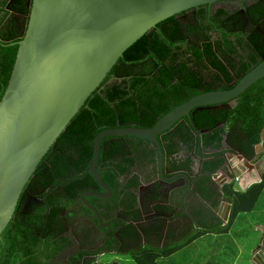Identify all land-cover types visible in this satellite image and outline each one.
<instances>
[{
	"label": "trees",
	"instance_id": "16d2710c",
	"mask_svg": "<svg viewBox=\"0 0 264 264\" xmlns=\"http://www.w3.org/2000/svg\"><path fill=\"white\" fill-rule=\"evenodd\" d=\"M28 2L1 0L2 9L7 6L16 13L29 14ZM7 14L8 11L5 16ZM4 18L0 15V36L9 41L0 39V100L9 83L18 50L17 45H7L20 40L26 28L11 26L12 13L7 26L2 25L6 21ZM263 58L262 0L245 4L242 9L224 2L211 5L210 9L201 5L161 20L126 49L102 85L58 136L24 189L30 183L32 187L36 180L47 179L50 173L63 174L68 168L75 172L85 171L93 160L96 137L102 131L130 127L131 123L139 128H150L172 108L202 90L232 88ZM110 79L112 82L108 84ZM263 128L264 78L244 92L235 106L193 110L190 117L174 124L161 146L166 147L168 154L183 152L191 155L195 141H204L207 149L218 148L227 135L242 152L252 155L260 143ZM111 140L110 137L104 139L100 155L103 157L104 154L105 159L116 164L119 154ZM221 164V161L213 160L206 166L211 172H222L232 181L234 175L228 163L225 162L227 172L219 170ZM229 189L230 185L225 186L231 195L227 224L213 227L214 230L225 231L238 214L254 210L264 190V179L243 193H231ZM16 220L18 223L11 221L0 238V264H36V260L29 257L34 255L37 237L32 234L33 229L23 227L20 220ZM24 228L27 232L21 235L18 230ZM178 247L161 254L148 251L136 261L138 264H156L157 259L170 256Z\"/></svg>",
	"mask_w": 264,
	"mask_h": 264
},
{
	"label": "water",
	"instance_id": "95a60500",
	"mask_svg": "<svg viewBox=\"0 0 264 264\" xmlns=\"http://www.w3.org/2000/svg\"><path fill=\"white\" fill-rule=\"evenodd\" d=\"M227 1L242 7L236 0H29L25 34L7 45H17L18 50L0 100V238L38 165L126 49L161 20L201 5L210 9ZM263 78L264 58L232 88L202 90L150 128L102 131L94 143L89 172L102 183L96 164L106 137H134L151 143L158 149L161 165L158 137L162 133L190 117L195 109L235 106L237 99ZM233 151L251 163L257 159L256 147L252 155L237 147ZM226 182L222 177L221 185ZM218 189L213 191L219 193ZM230 206L226 200L223 221L228 219ZM261 233L249 264H264V229Z\"/></svg>",
	"mask_w": 264,
	"mask_h": 264
},
{
	"label": "flooded vegetation",
	"instance_id": "af4514ba",
	"mask_svg": "<svg viewBox=\"0 0 264 264\" xmlns=\"http://www.w3.org/2000/svg\"><path fill=\"white\" fill-rule=\"evenodd\" d=\"M236 2L242 9L257 0ZM4 11L2 25L7 26L12 13L11 26H26V12L16 13L7 6ZM172 127L158 137L161 165L158 149L151 143L110 137L119 157L115 164L100 155L96 172L102 183L89 172L92 162L83 172L68 168L36 180L32 187L30 183L13 218L37 237L29 258L36 264H127L148 251L174 249L182 238L191 240L200 228L223 221L226 199L221 181L226 176L211 172L206 164L219 160V170L227 172L225 162L231 169L230 157L237 154L233 151L237 146L224 135L218 148L207 149L201 140L195 141L191 155L168 154L161 142ZM27 228L18 232L25 235Z\"/></svg>",
	"mask_w": 264,
	"mask_h": 264
},
{
	"label": "rangeland",
	"instance_id": "374dc122",
	"mask_svg": "<svg viewBox=\"0 0 264 264\" xmlns=\"http://www.w3.org/2000/svg\"><path fill=\"white\" fill-rule=\"evenodd\" d=\"M234 221L230 234L215 232L216 234L212 236L198 239L194 245L183 248L171 261L165 259L166 264H188L189 262H192V264H205V261H211L212 264H229V258L235 253L234 247L237 246L235 244L241 247L243 242L248 241L250 237L253 239L255 236H261L262 230L259 227L256 228V224L264 221V190L254 210L239 214ZM261 224H264V222ZM232 238L235 239V246L232 245ZM242 258V262L246 264L248 262L247 255L244 254ZM127 264H136V262L131 261Z\"/></svg>",
	"mask_w": 264,
	"mask_h": 264
},
{
	"label": "crops",
	"instance_id": "0c3cea01",
	"mask_svg": "<svg viewBox=\"0 0 264 264\" xmlns=\"http://www.w3.org/2000/svg\"><path fill=\"white\" fill-rule=\"evenodd\" d=\"M4 12H5L4 9L1 8L0 15H2ZM260 139H261L260 143L256 145L257 159L253 163L246 161V160H244V158L239 157L237 155H233L230 157V164H231V169L233 171L234 178L235 177L239 178L238 183L234 180V178L232 181L227 178V181H229V182L224 184V191H225L224 194H226V195L223 194V196L230 203V205H231V199H229L230 198L229 196H231V195H229V192L228 193L226 192L225 186H227V185L231 186V189H229L231 193H233V192L243 193V192H246L248 190V188H250L252 185L259 184L264 179V128H263V131L261 133ZM230 211H231V206H230ZM230 211H229V214H230ZM229 214H228V217H229ZM240 214H245V213H240ZM227 221H221L220 223L214 224L213 226L207 227L206 229L200 228L199 229L200 235L198 236V238L192 239V241H190V239L182 238L178 242L179 247L177 248V251L168 257H162L161 256L159 259L156 260V264H166L165 259H167L168 261H171V259L176 257V255L180 251H182L183 248H188L191 245H194L198 239H202L204 237H209V236H212L216 233H218V234H223V233L230 234L231 233L230 232L231 226L233 225V223L235 221H233L232 224H230L228 227H226L225 231L213 229V227H216L219 224H220V227H224L227 224ZM262 222H264V221H262ZM261 223L256 224V226H257L256 228L259 227L260 230H263L264 224H261ZM261 235H262V233H261ZM260 238H261L260 235L255 236V238H253V239L250 237L248 241L243 242V245L241 247L238 244H235V239L232 238L231 239L232 245L233 246L237 245V246L234 247L235 253L233 254V256L231 258H229V264H245L242 262V259H243L242 257L244 256V254L247 255V257H248L247 258L248 262H246V264H249L250 253L255 248V246L257 245V241L260 240ZM169 249H170V247H169ZM151 252L155 253V251H151ZM159 253L161 254L162 252L159 251ZM134 260H135L136 264H138L136 261V258H134ZM188 264H192V262H189ZM205 264H212V262L211 261L210 262L205 261Z\"/></svg>",
	"mask_w": 264,
	"mask_h": 264
},
{
	"label": "built area",
	"instance_id": "2783aa9c",
	"mask_svg": "<svg viewBox=\"0 0 264 264\" xmlns=\"http://www.w3.org/2000/svg\"><path fill=\"white\" fill-rule=\"evenodd\" d=\"M234 180L238 183L239 182V178L235 177Z\"/></svg>",
	"mask_w": 264,
	"mask_h": 264
}]
</instances>
